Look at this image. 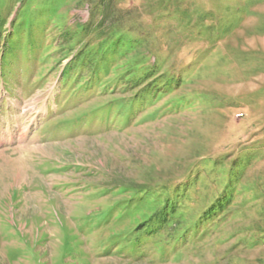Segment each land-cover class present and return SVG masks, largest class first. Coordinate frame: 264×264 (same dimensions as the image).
Returning a JSON list of instances; mask_svg holds the SVG:
<instances>
[{
    "label": "rangeland",
    "instance_id": "rangeland-1",
    "mask_svg": "<svg viewBox=\"0 0 264 264\" xmlns=\"http://www.w3.org/2000/svg\"><path fill=\"white\" fill-rule=\"evenodd\" d=\"M0 264H264V0H0Z\"/></svg>",
    "mask_w": 264,
    "mask_h": 264
},
{
    "label": "bare ground",
    "instance_id": "bare-ground-1",
    "mask_svg": "<svg viewBox=\"0 0 264 264\" xmlns=\"http://www.w3.org/2000/svg\"><path fill=\"white\" fill-rule=\"evenodd\" d=\"M8 153H9V152H8ZM8 153H7V154H8ZM5 156H6V155H5ZM2 157H3V155H2ZM6 159H7V158H6ZM18 161H20V160L18 159L17 161H12V160L7 159L5 164H6V166H8V167L14 169V168L16 167L17 164L19 165L20 162H18ZM22 167H23V166H22ZM18 170H19V169H17V171H18Z\"/></svg>",
    "mask_w": 264,
    "mask_h": 264
},
{
    "label": "trees",
    "instance_id": "trees-1",
    "mask_svg": "<svg viewBox=\"0 0 264 264\" xmlns=\"http://www.w3.org/2000/svg\"><path fill=\"white\" fill-rule=\"evenodd\" d=\"M73 125L77 126L79 123H72ZM60 133H62L61 131H59Z\"/></svg>",
    "mask_w": 264,
    "mask_h": 264
}]
</instances>
